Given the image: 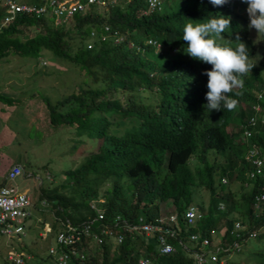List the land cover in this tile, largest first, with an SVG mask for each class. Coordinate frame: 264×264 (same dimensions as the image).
<instances>
[{"label":"trees","instance_id":"16d2710c","mask_svg":"<svg viewBox=\"0 0 264 264\" xmlns=\"http://www.w3.org/2000/svg\"><path fill=\"white\" fill-rule=\"evenodd\" d=\"M20 1L36 6L47 2ZM237 3L159 0L157 8L149 0H106L65 18H55L47 4L40 14L16 12L0 24V59L15 55L36 60L46 52L53 66L65 61L64 71L75 69L76 83L66 93L53 100L42 95V100L51 126H66L73 135L93 141L85 158L63 171V179L38 187L36 200L44 198L51 212V242L60 226L57 218L77 223L92 217L89 201L97 197L103 199L106 220L118 214L153 222L167 201L176 216L178 231L168 239L174 247L169 252H159L154 235L147 238L121 228L123 239L113 248L106 241L77 243L83 258L76 264H139L143 257L147 264H195L189 234L213 241L220 224L224 227L217 241L226 250L216 254L239 252L253 238L259 247L252 246L237 262L226 261L264 264V199L257 207L253 204L255 194H264V173L247 177L249 165L242 159L250 144L264 154V119L248 126V140L234 138L252 111V89L263 81L250 61L254 48L244 39V21L234 18ZM4 9L0 5V18ZM103 25L109 35L100 39ZM235 82L240 88L233 87ZM116 90L121 97L114 95ZM0 100L18 101L5 93ZM259 102L264 108V94ZM222 176L236 179V187L227 183L223 188ZM201 187L207 191L206 203L199 197ZM192 193L204 215L188 224L184 209ZM237 218L241 234L235 238L229 231ZM233 239L238 249L232 248ZM48 257L52 259L47 252L35 253L28 264Z\"/></svg>","mask_w":264,"mask_h":264},{"label":"rangeland","instance_id":"374dc122","mask_svg":"<svg viewBox=\"0 0 264 264\" xmlns=\"http://www.w3.org/2000/svg\"><path fill=\"white\" fill-rule=\"evenodd\" d=\"M254 1L258 3V6L264 8L263 0ZM235 10L238 13L244 11L240 6H237ZM256 13L258 14V16H254L256 19L249 23L250 35L254 37L255 43L251 60L253 64L260 67V76L264 80V23L258 26L261 16L262 22H264V12L261 14L259 10ZM43 53L47 54L46 52ZM44 54L37 57L36 60L15 55H8L0 59V93L18 99L15 104L0 100V181L11 164L19 163L22 171L14 178V182L20 191L30 194L33 200H36L40 184H52L63 179V171L78 164L85 158L86 152L93 147V141L86 139L83 134L75 136L73 130H68L66 126L53 127L49 123L42 95L49 96L51 100L58 95L60 97L68 91V85L72 87V83L77 78H75V69L65 68L64 71V67L67 66L65 61L57 62L56 66H53L52 59L45 57ZM61 92L63 93L60 94ZM141 93L146 94L145 91ZM114 95L121 97V90L120 92L116 90ZM143 100H147V97ZM233 130L234 128L230 129V131ZM234 138H238L239 141L243 140L240 133H236ZM207 155L208 159L212 157L210 153ZM217 160L221 159L217 157ZM192 162H195L194 159L189 161L190 167H192ZM37 175L40 177V184L38 183L39 179L36 178ZM224 178L223 188H226L227 183L235 185L236 179L230 181L227 176ZM199 189V197L206 203L207 191L202 187ZM196 195L192 193L191 203L197 205L198 198H195ZM164 206L161 208L163 211L161 216L163 217L171 212L172 204L167 201ZM33 213L34 216H31L32 218L25 224L24 234L21 235L20 240L16 239V234L10 236L0 234V264H6L8 254L13 253L14 250L29 254L30 260L33 259L35 253L43 256L47 252L46 246L52 244L53 239L51 242V238L47 237L48 235L41 237L37 234L39 221L36 220V217L50 220L51 212L45 208L41 213H38L37 208H35ZM232 215L235 216L236 214L232 213ZM219 226L213 231L214 240L218 239L219 232L224 227L223 224ZM149 236L147 235V238ZM48 241L50 242L47 243ZM259 245V242L249 238L241 246L239 252L231 251L224 255L229 261L237 262L246 257L248 251L253 250L252 246L259 247ZM27 249H29L28 252ZM50 260L52 259L48 257L41 264H49ZM51 264L55 263L52 262Z\"/></svg>","mask_w":264,"mask_h":264},{"label":"built area","instance_id":"2783aa9c","mask_svg":"<svg viewBox=\"0 0 264 264\" xmlns=\"http://www.w3.org/2000/svg\"><path fill=\"white\" fill-rule=\"evenodd\" d=\"M105 0H86L71 1V0H47L40 5H29L20 0H0V5L4 6V14L0 18V24L8 22L16 12H33L40 14L44 12L47 4L50 5L55 18H65L71 16L76 11H81L86 2L103 4ZM150 5H154L155 0H149ZM106 29V26L104 27ZM104 37V35H101ZM254 149H250L248 156L253 155ZM254 164L255 172L261 173L264 171V160L258 157L251 159ZM22 171L19 163H13L5 171L3 175V183L0 184V234L10 236L16 234V239L20 240L24 234L25 224L34 216V209L41 213L45 210L47 201L44 198L33 200L27 192L20 191L17 188L14 178ZM250 175L252 172L249 173ZM39 178L38 176H36ZM40 180V179H39ZM254 207H257L259 202L264 199V194L254 195ZM103 199L97 197L89 201V206L94 210L95 214L92 217L83 219L77 223H72L68 219H59V228L53 235V242L47 246V253L51 255L55 264H76L83 258L82 248L77 247V243H82L83 239L88 242L99 243L102 241L108 242L111 247L123 239L121 228L128 230L131 234L154 235L157 240L159 252L165 253L174 249L173 245L168 241L169 238L177 236V220L174 213L170 212L167 216H159L153 222L145 221L138 217L137 221L127 220L118 214L106 220L103 216ZM219 202V207H221ZM32 216V217H31ZM184 216L188 224H191L194 219L201 216V212L189 205L184 210ZM39 221V236H47L51 232V224L48 219L36 217ZM241 222L238 219L233 220L230 234L240 237ZM254 231H249L248 235L252 236ZM198 233H190L188 241L191 243L190 255L193 257L195 264H232L226 261L225 255L216 254V250H226V247L221 246L217 240L210 241L207 236L200 239ZM242 239V238H241ZM182 246L186 244L178 239ZM232 248L238 249L240 244L233 239L231 242ZM186 248V247H185ZM31 256L23 251L14 250L8 254L6 264H28ZM139 264H147L146 258H140Z\"/></svg>","mask_w":264,"mask_h":264},{"label":"clouds","instance_id":"9594fccd","mask_svg":"<svg viewBox=\"0 0 264 264\" xmlns=\"http://www.w3.org/2000/svg\"><path fill=\"white\" fill-rule=\"evenodd\" d=\"M76 1V0H75ZM78 1V0H77ZM86 1V0H85ZM85 1H81V2H85ZM234 1H236V2H238L234 7H233V11L236 13V16L234 17L235 18V20L238 22V21H241V20H243L244 21V26H245V28H246V37L244 38L245 39V41H246V39H249L250 40V42L252 43V45H253V48H254V50H255V43H254V37L252 36V35H250V28H249V23L251 22V20H252V22L256 19V17H254L255 15L256 16H258V14L256 13L257 11H261V14L264 12V8H261L260 6H258V3L257 2H255L254 0H246V1H242V0H234ZM264 1V0H263ZM106 3V0L104 1V3L103 4H98V5H104ZM86 4H89L88 2H86L85 3V5ZM94 4H97V3H94ZM260 4V3H259ZM84 5V6H85ZM153 7H159V0H155V3H154V5H152ZM237 6H240V7H242L243 9H244V11L243 12H240V13H238V12H236V10H235V8L237 7ZM77 12V11H76ZM253 14V15H252ZM232 17H233V15H232ZM249 17V18H248ZM258 18V17H257ZM262 20H263V18H262V16H261V18L259 19V21H258V26L261 24V23H264V22H262ZM103 27V29H102V31H100L99 33H98V36H99V38L100 39H104L105 37H107L108 35H109V31H108V28L106 27V29L104 28L105 27V25H103L102 26ZM114 32H116V30H113ZM261 32H262V30H260ZM101 35H104V37H101ZM121 38V36L120 35H118V36H116L115 38H114V40L115 41H117V40H119ZM253 54H254V51H253ZM253 56V55H252ZM252 57L250 58V61L252 62ZM253 63V62H252ZM254 65H256V64H254ZM258 66V65H257ZM259 67V66H258ZM259 69H260V67H259ZM259 75H260V72H259ZM261 77V76H260ZM261 79H262V77H261ZM262 81H263V86H260V87H254V89H252L253 90V92H254V94H255V97H256V99H257V101H256V99H255V101H253V102H251V104H250V107H251V113H250V115L248 116V117H245V119L243 120V122L240 124V131L238 132V133H240L241 134V136H242V138L244 139V140H248V138L250 137V130H249V128H248V126L249 125H254L256 122H257V120L258 119H260V120H263L264 119V108L261 106V104H260V100H261V98L263 97V94H264V80L262 79ZM233 87L236 89H238V88H240V83H236L235 82V84L233 85ZM259 116V117H258ZM229 128H230V126H229ZM232 128V127H231ZM230 128V129H231ZM250 149H254V152H253V155L251 156V157H249L248 156V152H249V150ZM258 157V158H261V159H263L264 160V154L260 151V149H258V146H256L255 144H250V146L248 147H246L245 148V150H244V153H243V155H242V159H243V161L244 162H247V164L249 165L248 167H247V169L245 168V170H244V173H245V175H247V177H253L254 175H256V174H261V173H264V171H262L261 173H257V172H255V167H254V164L252 163V161H251V159L253 158V157ZM264 164V163H263ZM250 172H252V174L250 175L249 173ZM38 177H39V175H37ZM225 176H222L221 177V182L222 183H224L225 182V178H224ZM37 178V177H36ZM38 179H40V177L38 178ZM40 182H41V180H39V184H40ZM219 202H221V201H219ZM219 202H218V207H219ZM221 207H219V208H222L223 207V203L221 202ZM189 205H192L195 209H197L198 211H200L201 212V216L200 217H202L203 215H204V212H203V210H201V209H199L195 204H192V203H190V204H188V206ZM185 210V209H184ZM199 217V218H200ZM199 218H197V219H199ZM197 219H194V220H197ZM238 220H239V218H237ZM193 220V221H194ZM235 220V219H234ZM233 222V221H232ZM232 227V226H231ZM223 229V228H222ZM221 229V230H222ZM221 232V231H220ZM219 232V233H220ZM213 233V232H212Z\"/></svg>","mask_w":264,"mask_h":264}]
</instances>
